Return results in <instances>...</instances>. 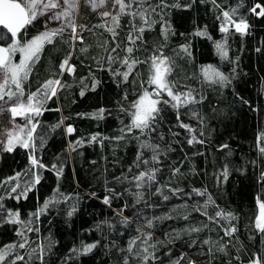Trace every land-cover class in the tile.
<instances>
[{
    "label": "trees",
    "instance_id": "trees-1",
    "mask_svg": "<svg viewBox=\"0 0 264 264\" xmlns=\"http://www.w3.org/2000/svg\"><path fill=\"white\" fill-rule=\"evenodd\" d=\"M166 2L170 6L157 9L152 17L157 23L135 45L127 40V17H121L114 38L107 30L110 18L85 15L73 55L70 38L62 34L45 46L32 67L24 83L25 99L49 79H59L63 87L37 118L36 154L46 167L35 170L41 180L26 199H13L16 193L7 190L31 179L30 152L20 147L8 152L0 145V198L5 208L19 211L21 220L31 221L33 229L26 231L3 216L0 251L22 242L20 231L28 239L4 264L17 254L24 260L15 264H41L40 245L45 247L43 264H251L255 257L264 264V234L254 227L258 201L264 202V153L259 150L264 146V17L251 11L257 4L264 6V0ZM232 9L237 10L236 20L247 21V34L231 26L228 33L221 32L222 11ZM10 41L0 39L6 45ZM216 42L226 44L228 59L218 54ZM127 46L142 61L157 51L170 57L168 79L175 83L174 91H191L197 102L178 110L162 103L154 131L127 132L131 117L122 107H129L145 88L154 89L147 83L148 63L138 64L127 81L114 74L126 69L109 64L108 57L127 55ZM68 57L73 74L60 68ZM209 65L228 76L230 84L206 82L202 69ZM162 99L170 98L165 93ZM100 109L103 118H97ZM19 122L24 124L22 118ZM66 125L74 129L69 135ZM140 172L154 174V179L145 177L143 187H137L133 178ZM18 173V179L10 180ZM106 197L109 204L103 202ZM49 200L58 202L40 212ZM219 210L235 219L217 217ZM33 213H39L38 218ZM232 226L236 231L226 235ZM133 239L136 246L129 252ZM89 244L96 246L84 252ZM145 255L146 261L140 258Z\"/></svg>",
    "mask_w": 264,
    "mask_h": 264
},
{
    "label": "snow or ice",
    "instance_id": "snow-or-ice-1",
    "mask_svg": "<svg viewBox=\"0 0 264 264\" xmlns=\"http://www.w3.org/2000/svg\"><path fill=\"white\" fill-rule=\"evenodd\" d=\"M111 2L112 8L116 11L107 10L106 6ZM94 11L97 9H105L99 14L102 18H110L112 22V27H107V30L112 33L113 37L118 34L117 29L121 26V17H127L126 23L129 25V32L127 34V40L130 45H135L138 40H142L143 33L146 29H151V27L157 23L152 17L157 12L159 8L163 11L164 8L169 7L166 0H158V3L153 4L152 0H85ZM80 0H0V26H2L3 32H0V39L7 33L11 34L12 43L7 47L0 46V101H3L5 105H8L6 109L0 108V111L7 110L11 113L13 126L11 129L4 130L0 133V145H3L4 150L12 152L16 147H20L30 152V163L32 168L28 171L32 174L31 179L23 186L16 183L12 186L9 193H16L13 199L19 200L21 197L27 198V192L31 188L38 184L41 180V176L35 170L38 168H45L41 160L37 157V136L36 130L39 127V120L44 111L49 109L46 108V103L52 97L57 95L59 88L63 87L59 79H49L45 81L36 92L31 93L25 99L24 93V83L29 79L32 67L36 62L39 61L42 52L46 45H51L55 42L58 36H61L65 30V27L71 29L73 39H82L77 33V24L75 22V14L79 10ZM177 6V5H172ZM259 9V11H257ZM251 11L258 16L264 17V6L257 4L251 8ZM236 9L230 11H222V16L224 18V23L221 25V32L228 33L229 26L234 28V31L240 33L241 35L247 34V29L249 27L247 21L243 18L236 20ZM50 13L48 19L62 22L60 28L47 29L40 34L34 36L26 42H22L21 32L25 30L29 25H32L38 16H44ZM107 24H102L100 27H106ZM167 35V32H165ZM196 35L205 36V32H197ZM188 52L187 46L183 49ZM216 50L222 59H228V51L226 44L223 42H216ZM81 51H86V49H81ZM113 52L116 48L112 49ZM124 51L127 55L120 57L119 54L113 57L109 55L108 62L119 63L126 70L120 72L116 70L115 75L122 78L123 81H127L129 76L133 73L135 67L138 64L148 63L150 76L148 78V85L154 86L153 91H149L147 88L144 89L142 94L138 99L133 101L129 107L123 108L122 111L130 115V123L125 126L127 132L131 133L133 130H139L141 134L147 131H154L155 125L158 122L159 114L161 111L160 105L163 103L165 105L171 104L175 109L181 107H186L189 104L196 103V97L192 95L191 91L179 92L174 91L175 83L168 79L172 73V61L168 56L163 55L162 52L157 51V53L152 54L147 60L142 61L136 58L134 53V48L132 46H127ZM16 52H20L22 59L19 63H15L13 57ZM70 57L66 58L60 68L61 70H68L69 72H74V66L69 65ZM203 77L209 84H219L222 87L228 86L230 84V79L223 72L219 71L216 67L209 65L202 69ZM166 93L167 97L170 99H162ZM83 94V93H82ZM127 99V97H125ZM104 109L99 110L97 118H103ZM19 117L24 120L23 125L15 124V119ZM179 120V115L177 116ZM181 127L188 128L192 131L190 126L186 124H181ZM125 129H122L124 131ZM67 131L72 133L74 129L68 127ZM40 145L43 146V136L39 137ZM92 140H96L97 137L93 136ZM195 139V138H193ZM261 139H264V134H262ZM192 141H189L191 143ZM77 143H82V141H77ZM143 147L151 148L155 150L157 146L145 144ZM223 147H227L224 145ZM260 152L264 153V146L260 147ZM155 159V156L153 157ZM147 163V160L142 161ZM56 169L58 174L60 169L53 164L51 166ZM227 175V172L224 173ZM20 174L18 173L16 177L10 178V180L18 179ZM147 177L148 180L154 179V174H149L147 172H140L138 176L133 179L137 181V187H143V181ZM10 181H5L9 183ZM3 185H0L2 187ZM17 189H20L17 192ZM199 195H204L203 192L198 193ZM167 199V197H165ZM211 202V197H209ZM56 200H49L45 202L40 212L45 211L50 203H57ZM105 204H109V198H105L103 201ZM258 215L254 221L255 229L264 234V202H259ZM72 211H75L73 208ZM72 211L68 214L72 215ZM7 216V222L12 224H19L26 231H33L30 227L31 221H23L20 219V213L18 210H9L5 208L2 203V198H0V220H3V216ZM32 215L37 216L39 213H33ZM217 217H222L225 220H234L235 216L232 213H226L223 210H219L215 213ZM38 231V229H36ZM236 231L234 226L225 230L226 235H231ZM22 237V242L16 244L5 246V249L0 251V264H4L5 260L8 259L9 255L16 251L17 248L23 249L28 243L25 231H20L17 233ZM207 242V241H206ZM96 245L89 244L85 245L83 248L84 252H90ZM136 246V240L133 239L129 242L128 251L132 252L133 248ZM40 252L37 259L43 264V256L45 253L44 245H40ZM49 249L51 245L48 246ZM36 250L33 249V252ZM75 251V250H74ZM148 249L145 247L143 249L144 253H147ZM139 255V253H137ZM142 260L146 261L147 256H141ZM17 260H24V257L17 254L14 259L9 261V264H15ZM125 264H128L125 261ZM251 264H262L260 257H255Z\"/></svg>",
    "mask_w": 264,
    "mask_h": 264
},
{
    "label": "rangeland",
    "instance_id": "rangeland-1",
    "mask_svg": "<svg viewBox=\"0 0 264 264\" xmlns=\"http://www.w3.org/2000/svg\"><path fill=\"white\" fill-rule=\"evenodd\" d=\"M107 10L109 11H113L115 12L116 10L112 8V5H111V2L108 3V5L106 6ZM105 9H97L96 11H94L87 3H85V0H80V5H79V10L78 12L75 14V22L77 24V33L79 34V37H81L80 35V32H79V29L81 26H83V24L85 23L83 17H85V15H88V17L92 18L94 16H100V12L103 11ZM259 11V9L257 10ZM49 15H51L49 13ZM48 15V16H49ZM254 15H256L254 13ZM45 16V15H44ZM258 16V15H256ZM39 20H35V21H39V22H35L36 23V29L37 30H41L45 27V24L41 21V19L43 18V16H38ZM102 18V17H101ZM102 19H109V18H102ZM47 20L49 21L48 17H47ZM51 21H55V20H51ZM57 21H55L54 23H56ZM45 29V28H44ZM33 30V28L31 29ZM71 30V29H70ZM0 32H3V31H0ZM65 35H67L70 40H71V44H72V55H73V52L74 50L76 49L77 45L79 44V42H81V39H73V36H72V31H69L67 34L66 33H63ZM8 35L5 34L3 36V38H6ZM13 42V41H12ZM11 43V41H10ZM18 52L15 53V55L17 54ZM15 55L13 57V60L15 63H17L16 59H15ZM71 55V57H72ZM19 59H22L21 58V55L18 56ZM69 65L71 66L72 65V62L71 60L69 59ZM74 72H71V74H73ZM151 92V91H150ZM8 107V105H5L3 101H0V108H3V109H6ZM19 117H17L14 121L15 124H18V125H21V122H19ZM13 126V120H12V116H11V113L7 110H2L0 111V133H2L4 130H7V129H11ZM3 147V145H1Z\"/></svg>",
    "mask_w": 264,
    "mask_h": 264
},
{
    "label": "flooded vegetation",
    "instance_id": "flooded-vegetation-1",
    "mask_svg": "<svg viewBox=\"0 0 264 264\" xmlns=\"http://www.w3.org/2000/svg\"><path fill=\"white\" fill-rule=\"evenodd\" d=\"M49 13L46 14L45 16H43V18L41 19V21L45 24V29H39L37 30L36 29V23L39 22V21H34L32 25H29L25 30H22L20 36L22 39H26L27 36H29L31 33H38L40 34L41 32L47 30V29H54V28H60L62 26V22L60 21H57L56 23H54L55 21H51L49 19V21L47 20V17H48ZM39 20V18H37ZM36 22V23H35ZM33 28V30H31ZM0 31H5L3 30L2 26H0ZM69 31H71L69 28L65 27V30L63 33H68ZM7 37L11 40V43H12V37H11V34L10 33H7ZM65 35V34H64ZM67 36V35H66ZM22 42H26V41H22ZM6 45V44H5ZM6 46H9V45H6ZM72 62V61H71ZM72 65H74V63L72 62ZM67 72V70H66Z\"/></svg>",
    "mask_w": 264,
    "mask_h": 264
},
{
    "label": "water",
    "instance_id": "water-1",
    "mask_svg": "<svg viewBox=\"0 0 264 264\" xmlns=\"http://www.w3.org/2000/svg\"><path fill=\"white\" fill-rule=\"evenodd\" d=\"M0 46H2V47H6V45H3V44H1V43H0ZM71 66H74V65H71ZM68 127H72V128H73L72 125H69ZM68 133H69V132H68ZM69 134H71V133H69Z\"/></svg>",
    "mask_w": 264,
    "mask_h": 264
}]
</instances>
